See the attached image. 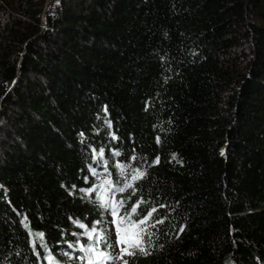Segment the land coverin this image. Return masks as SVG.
<instances>
[{
    "label": "trees",
    "instance_id": "16d2710c",
    "mask_svg": "<svg viewBox=\"0 0 264 264\" xmlns=\"http://www.w3.org/2000/svg\"><path fill=\"white\" fill-rule=\"evenodd\" d=\"M46 1L0 0V264H87L106 179L129 264H264V0Z\"/></svg>",
    "mask_w": 264,
    "mask_h": 264
},
{
    "label": "snow or ice",
    "instance_id": "6c2138e0",
    "mask_svg": "<svg viewBox=\"0 0 264 264\" xmlns=\"http://www.w3.org/2000/svg\"><path fill=\"white\" fill-rule=\"evenodd\" d=\"M113 139H116L115 136H113ZM120 153L117 152L115 155H119ZM99 157L103 159L104 157V150L101 149L99 152ZM175 158V157H174ZM156 163L159 162L158 158L155 161ZM137 175H143L141 172H137ZM136 177L134 176L133 179ZM87 179V178H86ZM111 181L104 180L103 183L95 188H91L87 190L89 193L91 192H99L101 188H103L105 185H108V192L109 196L108 199L101 200L100 206L104 209L111 208V214L113 216V223L116 225V233H117V244L123 245L121 247V253L128 254V255H134L135 252L134 249H138L141 252H144L145 249L143 247L145 241L143 238V233L146 231V229L141 228V225H144L147 220L152 216V212L155 211V209L152 210V212H148L146 216H142L138 221H133L131 219L132 216L137 215V209L139 207V202L134 204L131 208V213H125L124 217H121L120 219H117L118 209L120 207H123V201H117L115 204H111V193L113 192H124L128 187H131L130 184H125L122 187L112 188ZM121 220H123V223H121ZM157 223H163V221H157ZM83 227V225H80ZM135 227L136 231L132 234V236L127 235V230L131 227ZM154 227V225H153ZM180 231H183V229H180ZM96 233V229L93 228L88 234V239L92 240L94 234ZM41 236L43 234H40ZM103 245V248H98L96 245ZM112 246V241L108 238L106 234H101L96 236L95 244L89 245L86 247L81 248V251L85 252V257H82L81 259L87 260V264H107V262L111 261V264H116L117 259H123V256L116 257L112 253L107 252L105 249ZM71 247V245H70ZM93 256L96 257L95 261H93ZM51 259V257H49ZM124 264H129L128 261H124Z\"/></svg>",
    "mask_w": 264,
    "mask_h": 264
},
{
    "label": "rangeland",
    "instance_id": "374dc122",
    "mask_svg": "<svg viewBox=\"0 0 264 264\" xmlns=\"http://www.w3.org/2000/svg\"><path fill=\"white\" fill-rule=\"evenodd\" d=\"M55 4V1L53 0H47L45 3L44 8H51V6ZM42 18H44V14L42 15ZM2 121H0V126H2ZM105 231H103V234H106L108 238L112 241V246L109 247L108 251L109 253H112L116 257L123 256V259H117L116 264H124L125 259L127 258L128 254L121 253V247L123 245L117 244V233H116V225L113 223V216L111 214V209L109 212V217L106 219V222H104L103 225ZM96 257L93 256V261H95ZM107 264H111V261L107 262Z\"/></svg>",
    "mask_w": 264,
    "mask_h": 264
}]
</instances>
